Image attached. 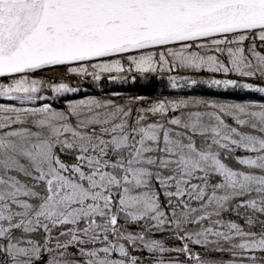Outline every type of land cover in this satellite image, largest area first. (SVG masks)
I'll use <instances>...</instances> for the list:
<instances>
[{"label":"snow or ice","instance_id":"obj_1","mask_svg":"<svg viewBox=\"0 0 264 264\" xmlns=\"http://www.w3.org/2000/svg\"><path fill=\"white\" fill-rule=\"evenodd\" d=\"M138 78L264 97V0H0V264H264V103H53Z\"/></svg>","mask_w":264,"mask_h":264},{"label":"trees","instance_id":"obj_2","mask_svg":"<svg viewBox=\"0 0 264 264\" xmlns=\"http://www.w3.org/2000/svg\"><path fill=\"white\" fill-rule=\"evenodd\" d=\"M38 75L45 76L46 78H52L50 74L39 73ZM65 82L70 83L72 86L79 85L81 87V91L75 94H67L65 97L53 101L57 108H63L68 100L79 99L86 95H94L99 98H109L112 97L113 93L119 94L114 97L118 102H124V99L127 97L141 95L148 99L165 97L168 99H179L195 97L221 101H254L257 103H264V97L258 95L257 93H242L232 90L223 91L209 89L206 86H199L191 89L188 87L171 89L167 86L166 81L159 82L153 78H138L136 83H132L130 80L127 83L120 81L109 83L107 80L99 83H94L91 80H88L81 83L78 79L66 80ZM45 94L50 95V93ZM0 103L12 102L0 100ZM59 103H62L63 105Z\"/></svg>","mask_w":264,"mask_h":264},{"label":"rangeland","instance_id":"obj_3","mask_svg":"<svg viewBox=\"0 0 264 264\" xmlns=\"http://www.w3.org/2000/svg\"><path fill=\"white\" fill-rule=\"evenodd\" d=\"M257 94H258V93H257ZM258 95H260V94H258ZM59 104L63 105L62 103H59Z\"/></svg>","mask_w":264,"mask_h":264}]
</instances>
